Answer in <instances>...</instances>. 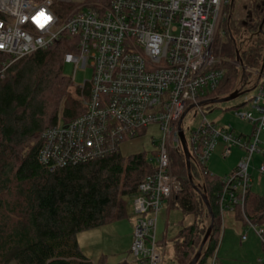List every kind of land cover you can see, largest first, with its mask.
Instances as JSON below:
<instances>
[{"label":"built area","instance_id":"built-area-1","mask_svg":"<svg viewBox=\"0 0 264 264\" xmlns=\"http://www.w3.org/2000/svg\"><path fill=\"white\" fill-rule=\"evenodd\" d=\"M231 2L112 0L108 6L83 5L71 14H59L54 6L71 0H0V55L6 57L0 64V79L15 62L53 47L64 35L77 51L65 55V65H74L75 71L92 70L91 81L75 85L81 90L89 86L84 114L43 132L41 164L56 169L89 163L119 153L122 143L136 139L150 125H158L161 136L153 161L155 171L140 184L132 204L136 220L131 253L139 264H162L165 246L156 233L158 215L164 203L170 206L181 191L170 151L182 148L178 134L182 115L224 80L226 70L214 45ZM259 78L249 100L250 111L238 115L251 124L249 136L238 135L232 128L219 129L204 118L187 140L192 162L205 172L218 140L224 143V159L234 147L244 151L235 170L221 178L220 213L244 210L257 154L263 156L257 169L264 174L260 148L264 138L263 72ZM258 234L264 245V231ZM212 264H217V257Z\"/></svg>","mask_w":264,"mask_h":264},{"label":"trees","instance_id":"trees-1","mask_svg":"<svg viewBox=\"0 0 264 264\" xmlns=\"http://www.w3.org/2000/svg\"><path fill=\"white\" fill-rule=\"evenodd\" d=\"M111 1L87 3L96 8L108 6ZM233 7L234 1L225 8L227 42L222 48L220 44L226 74L221 85L205 98L242 90L248 78L262 69L264 38L259 26L264 18V0H250L251 20L243 25L256 39L242 51L230 27ZM54 10L68 14L73 7L56 4ZM71 41L64 35L53 47L15 62L0 79V264H95L82 254L77 235L126 219L128 200H133L140 184L155 171L148 152L127 158L119 152L56 169L40 163L43 132L85 112L83 101L89 95V86L81 90L64 74L65 55L77 53ZM5 60L0 55V64ZM237 61L240 68L234 65ZM145 132H139L138 137ZM172 159L181 191L174 195L171 206L178 207L189 220L179 223L181 229L171 243L176 263L190 264L211 225V217L202 195L189 182L183 153L173 152ZM191 174L214 214V229L198 263L205 264L218 247V196L223 185L221 178L201 170L195 162L191 163ZM244 207L236 209L240 218L264 226V197L250 190Z\"/></svg>","mask_w":264,"mask_h":264},{"label":"rangeland","instance_id":"rangeland-1","mask_svg":"<svg viewBox=\"0 0 264 264\" xmlns=\"http://www.w3.org/2000/svg\"><path fill=\"white\" fill-rule=\"evenodd\" d=\"M249 3L250 0H234V7L232 11L233 18L232 22L230 23V27L234 28L233 37L235 38L236 45L240 48L241 51L246 50L251 45L252 40L256 39V36H253L254 33L249 31L243 25L247 22V19H249L251 15V12L249 10ZM66 5H70L73 7V10L68 14L75 12L83 5L89 7V3H87V0H71V3ZM224 13L225 14L223 22L220 25L219 32L214 45V50L216 54L221 58L222 55L220 53V44L221 48L223 44H226V34L228 32V25L224 26V21L228 14L227 11H224ZM261 37L264 38V31ZM218 38L219 40L217 41ZM216 41L218 48H216ZM234 65L237 68H240V63L238 61ZM261 72L262 69L260 71L258 70V73L255 72L253 74V77L248 78L247 83L244 85L243 88H241L242 90H238L239 92L246 93L238 97L237 99L222 104L204 105L199 109L195 108L191 110L186 115L182 123V130L184 131L186 140H188V142L190 141V136L192 132L195 131L201 125L204 118L209 123L215 124L219 129L232 128L238 135L245 134L246 136H249L252 131L251 124L241 119V117H239L238 115L250 111L249 100L255 93L257 80ZM64 74L71 79L74 77V85L76 86H83L84 83L91 81L92 78L91 69H79L75 71L74 65H65ZM229 95L220 96L219 98H202L199 100V103L212 99H222L228 97ZM160 136L161 134L158 125H150L147 128L145 134L141 137H137L136 139L122 143L120 146V153L123 157L127 158L132 154L148 152L149 160L152 159L154 161L155 157L153 156V153L157 149ZM223 146V141L218 140L215 150L211 153L209 159L206 162L207 170L212 175H215L219 178L225 177L224 175H230L235 170L234 169L231 171L232 165L235 161V157H237L240 152H243L244 155L243 150L239 149L238 147H234L231 155L226 159H223ZM260 148L264 151V138H262L261 140ZM173 152L183 153V151L182 148L178 151H170L172 170ZM155 154L157 153L155 152L154 155ZM262 161L263 156L261 154H257L253 158L252 168L250 171L252 175L251 191L253 193H258L259 195L264 197V174H260L257 169ZM175 176L178 177L177 175ZM171 203L172 200L170 202L171 209L169 211V214L167 210L168 203L165 202L164 208L160 211L158 215V224L156 229L158 239H163L165 230L167 228V247L165 250L162 264H177L174 259L173 245L171 241L181 229V225L179 223L184 219L186 220V223H188L189 220V218H185L184 214L178 207H175L174 205L171 206ZM132 204L133 200L131 198L128 200V217L126 219L98 229L85 231L77 235V241L80 250L84 256L89 258L95 264H139L131 253V247L134 241V226L136 220ZM246 223V229L244 228L243 230L245 232L244 236H246L248 242L240 244L241 240L238 238V240L234 239L235 241L231 242L230 245L225 246V244L222 247V241L220 237V246L217 247L215 254L212 258L209 259L210 261L207 264L211 263L212 259L214 257H218L219 254L220 262H222L223 264H260V261L264 260L262 240L260 235L258 234L260 230H264V226L255 225L256 230H254L248 222Z\"/></svg>","mask_w":264,"mask_h":264},{"label":"water","instance_id":"water-1","mask_svg":"<svg viewBox=\"0 0 264 264\" xmlns=\"http://www.w3.org/2000/svg\"><path fill=\"white\" fill-rule=\"evenodd\" d=\"M234 0H232L233 2ZM263 27H264V18H263V21L261 22L260 26H259V31L261 34H263ZM238 54V52H237ZM238 58H239V54H238ZM263 69H264V65L262 67V72H263ZM246 92H239V91H235L234 93H232L231 95H229L228 97H225V98H222V99H212V100H208V101H205V102H200L196 105H192L190 106L186 112L182 115V117L180 118L179 122H178V134H179V137H180V140H181V145H182V151H183V155L185 157V163H186V166H187V171H188V178H189V182L190 184L192 185V187L195 189V191L202 195V199H203V202L208 210V213L211 217V225L210 227L208 228L207 230V233L199 247V250L197 252V254L195 255L194 259L190 262V264H198L200 259H201V256H202V252H203V249L205 247V245L207 244L208 240L210 239V236L213 232V229H214V214L210 208V205H209V202H208V199L207 197L205 196V193H202L201 190L195 186L194 182H193V178H192V174H191V163H192V156L190 154V151H189V148H188V145H187V140H186V137H185V134H184V131L182 130V123L186 117V115L193 109L195 108H201L202 106L204 105H216V104H222V103H227V102H230V101H233L235 99H237L238 97L244 95Z\"/></svg>","mask_w":264,"mask_h":264},{"label":"crops","instance_id":"crops-1","mask_svg":"<svg viewBox=\"0 0 264 264\" xmlns=\"http://www.w3.org/2000/svg\"><path fill=\"white\" fill-rule=\"evenodd\" d=\"M252 132V131H251ZM240 135H244L246 136L245 134H240ZM264 152V151H263ZM262 155V154H261ZM243 157V152H240L237 157H235V161H234V164L232 165V170H234L239 162V160ZM224 159V158H223ZM226 159V158H225ZM257 168V167H256ZM256 168H253V169H256ZM209 172V171H208ZM251 173V172H250ZM226 176V175H224ZM251 178H252V175H251ZM252 183V182H251ZM252 190V188H251ZM252 192V191H251ZM253 193V192H252ZM258 194V193H256ZM259 195V194H258ZM261 196V195H260ZM164 208V207H163ZM170 206L168 205L167 206V210H168V214H169V211H170ZM221 215V226H220V232H219V239H218V246H220V237H221V241H222V247L225 245V246H228L231 244V242L235 241L234 239H237L238 238L241 240L240 241V244L241 243H246L248 242L247 239L246 240H243V237H244V228L246 229V226H247V223L245 222V220L243 218H240L239 215L237 214L236 210L235 211H225L223 213H220ZM166 234H167V228L165 230V233H164V237L163 239H158L161 243V245L165 246V250H166V247H167V239H166ZM165 254V253H164ZM174 254V252H173ZM220 254L218 255L217 257V261H218V264H223L222 262H220V258H219ZM89 259V258H88ZM210 259V258H209ZM207 260L205 262V264H207L210 260ZM214 259V258H213ZM213 259L211 261V263L209 264H212L213 262ZM261 264V263H260Z\"/></svg>","mask_w":264,"mask_h":264},{"label":"flooded vegetation","instance_id":"flooded-vegetation-1","mask_svg":"<svg viewBox=\"0 0 264 264\" xmlns=\"http://www.w3.org/2000/svg\"><path fill=\"white\" fill-rule=\"evenodd\" d=\"M250 20H251V15H250L249 19H247V22H249ZM247 22H246V23H247Z\"/></svg>","mask_w":264,"mask_h":264}]
</instances>
